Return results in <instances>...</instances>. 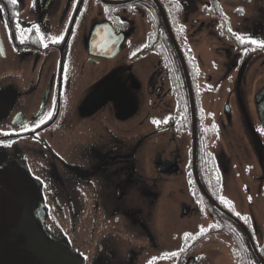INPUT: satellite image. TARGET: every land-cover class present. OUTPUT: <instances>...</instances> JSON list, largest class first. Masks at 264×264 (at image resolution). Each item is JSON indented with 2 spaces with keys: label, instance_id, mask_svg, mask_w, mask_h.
<instances>
[{
  "label": "flooded vegetation",
  "instance_id": "af4514ba",
  "mask_svg": "<svg viewBox=\"0 0 264 264\" xmlns=\"http://www.w3.org/2000/svg\"><path fill=\"white\" fill-rule=\"evenodd\" d=\"M262 43L264 0H0V264H261Z\"/></svg>",
  "mask_w": 264,
  "mask_h": 264
},
{
  "label": "water",
  "instance_id": "95a60500",
  "mask_svg": "<svg viewBox=\"0 0 264 264\" xmlns=\"http://www.w3.org/2000/svg\"><path fill=\"white\" fill-rule=\"evenodd\" d=\"M184 64H185V60L183 58ZM186 65V64H185ZM258 101L260 103L261 106V114H262V119H263V123H264V90L260 91V93L258 94ZM250 234V233H249ZM15 237L19 238V233L15 232L13 234ZM250 237L252 238L251 234ZM22 238V237H21ZM28 238L27 240V244L24 245L23 241L24 239H18L15 240V244L13 247L12 252L8 251L5 253V257L6 258H12L13 262L9 261H5V264H59L56 260L59 258V254L58 251L60 250L59 246L57 244H50L49 248L52 251V255L50 256L52 258V261L50 260V257L45 254V250L40 246V242L39 239L35 238ZM31 239V243H33V245H31V247H29V240ZM35 244V246H34ZM6 249L8 248V246L5 247ZM255 248V252L258 255V257L262 260V264H264V257L263 255L260 253V251L258 250V248ZM31 251V253H30ZM33 253H36V257L33 258ZM63 261L65 259H67L68 257V253L63 252ZM49 259V260H46ZM61 260V259H60Z\"/></svg>",
  "mask_w": 264,
  "mask_h": 264
},
{
  "label": "snow or ice",
  "instance_id": "6c2138e0",
  "mask_svg": "<svg viewBox=\"0 0 264 264\" xmlns=\"http://www.w3.org/2000/svg\"><path fill=\"white\" fill-rule=\"evenodd\" d=\"M10 2H11L12 4H16V3H17V0H10ZM33 6H35V0H33ZM229 31H231V29H229ZM236 39H237V40H240L242 43L244 42L243 37L237 36ZM61 40H63V36H60V37L56 38V39L54 40V42H55V43H59ZM250 43H252V44H256V43H258V42L255 41V40H252V41H250ZM260 46H261V47H264V43L260 44ZM45 47H47V45H45ZM62 75H63V69H62ZM52 116H53V113H52V112H49V113H48V117H47V119H51ZM45 122H46L45 120H41L39 124H35V127L38 128V127L40 126V124H43V123H45ZM156 123H159V122L157 121ZM262 131H264V129H262ZM5 135H7V133H5ZM221 202H222L223 204H225V205H228V204H229V201L224 200L223 198H221ZM237 215H239V214H237ZM186 236H189V234H186ZM173 255H175V254H173Z\"/></svg>",
  "mask_w": 264,
  "mask_h": 264
},
{
  "label": "rangeland",
  "instance_id": "374dc122",
  "mask_svg": "<svg viewBox=\"0 0 264 264\" xmlns=\"http://www.w3.org/2000/svg\"><path fill=\"white\" fill-rule=\"evenodd\" d=\"M196 218L197 217L192 218V223H193V221ZM260 253L262 254L261 251H260ZM262 255L264 257V253ZM218 259H220L221 261H223L224 264H236V262H237V258L235 257L234 253H232V251L229 248H226V246L222 248V252L219 253ZM261 262H262V260H261ZM211 264H214V263L211 261ZM215 264H222V262L221 263L220 262H217Z\"/></svg>",
  "mask_w": 264,
  "mask_h": 264
},
{
  "label": "trees",
  "instance_id": "16d2710c",
  "mask_svg": "<svg viewBox=\"0 0 264 264\" xmlns=\"http://www.w3.org/2000/svg\"><path fill=\"white\" fill-rule=\"evenodd\" d=\"M253 252V251H252ZM253 255L255 256L254 252H253Z\"/></svg>",
  "mask_w": 264,
  "mask_h": 264
}]
</instances>
